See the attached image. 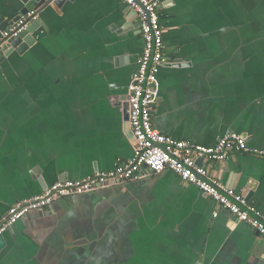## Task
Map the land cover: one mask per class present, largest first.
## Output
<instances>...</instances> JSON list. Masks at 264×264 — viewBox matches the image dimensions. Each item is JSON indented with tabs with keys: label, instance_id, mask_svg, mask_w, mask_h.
Segmentation results:
<instances>
[{
	"label": "crops",
	"instance_id": "1",
	"mask_svg": "<svg viewBox=\"0 0 264 264\" xmlns=\"http://www.w3.org/2000/svg\"><path fill=\"white\" fill-rule=\"evenodd\" d=\"M24 7L0 0V17ZM37 14L35 44L0 56V222L49 186L135 156L126 99L143 53L137 16L119 0ZM159 15L155 127L207 147L236 133L263 150L264 0H161ZM203 166L222 188L252 192L246 209L264 224V158ZM3 236L0 264H264V238L172 171L60 199Z\"/></svg>",
	"mask_w": 264,
	"mask_h": 264
},
{
	"label": "built area",
	"instance_id": "2",
	"mask_svg": "<svg viewBox=\"0 0 264 264\" xmlns=\"http://www.w3.org/2000/svg\"><path fill=\"white\" fill-rule=\"evenodd\" d=\"M129 7L140 22L143 53L137 73L128 86L127 119L134 143L135 156L121 163L110 172H96L78 181L58 182L47 187L42 194L10 207L0 222V236L24 219L32 211H41L56 201L84 195L111 187L123 186L132 180H141L172 171L187 184L201 192L225 209L237 223L250 226L264 238V224L246 209L244 197L233 190L222 188L205 166L208 163L225 162L233 153L252 154L264 158L263 150L248 147L242 135L231 133L214 146H203L188 140H177L159 131L154 125L155 108L160 99L159 73L164 66V37L160 22L161 0H119ZM38 14L32 10L22 16L18 23L2 33L0 56L10 41L17 38L32 23ZM218 216L217 213L214 214Z\"/></svg>",
	"mask_w": 264,
	"mask_h": 264
},
{
	"label": "water",
	"instance_id": "3",
	"mask_svg": "<svg viewBox=\"0 0 264 264\" xmlns=\"http://www.w3.org/2000/svg\"><path fill=\"white\" fill-rule=\"evenodd\" d=\"M66 0H22L25 4L24 9L20 12L19 17H17L13 22H4L3 18L0 17V40L2 39V33L5 32L10 26L18 23L22 16L26 15L28 12L31 11L29 8V4L32 3L34 5V11L39 12V10L52 6V7H60ZM41 27L40 21H36L32 23L26 30H24L17 38L12 39L10 41V46H6L4 48L3 57L9 56L13 51H17L21 53L22 51L26 50L27 47L33 46L36 42L34 33L38 31ZM198 164L203 166V160H198ZM253 196V193H249L245 200H249ZM246 201V202H247ZM5 239L4 236H0V251L5 246Z\"/></svg>",
	"mask_w": 264,
	"mask_h": 264
}]
</instances>
